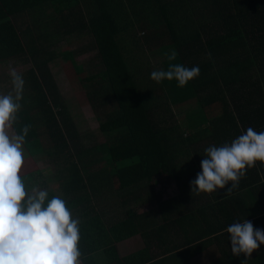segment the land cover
I'll use <instances>...</instances> for the list:
<instances>
[{"label": "trees", "instance_id": "1", "mask_svg": "<svg viewBox=\"0 0 264 264\" xmlns=\"http://www.w3.org/2000/svg\"><path fill=\"white\" fill-rule=\"evenodd\" d=\"M45 8L52 24L16 22L36 9L47 18ZM54 24L61 37L90 35L100 69L69 68L61 57L75 61L72 50L57 55L40 43ZM173 50L170 62L164 53ZM56 59L94 109L103 144L83 143L50 68ZM20 62L32 64L12 68H24L30 91L6 131L31 126L19 174L27 191L61 197L80 220V264L245 260L232 254L226 228L247 219L264 229V163L247 168L228 194L231 182L199 195L190 182L206 147L231 143L249 127L264 132V0H0V64ZM158 63L199 66L200 74L182 88L175 80L158 84L150 78ZM42 160L57 169L60 193ZM171 184L178 193L165 198ZM137 236L145 247L123 258L118 244ZM247 264H264V245Z\"/></svg>", "mask_w": 264, "mask_h": 264}, {"label": "clouds", "instance_id": "2", "mask_svg": "<svg viewBox=\"0 0 264 264\" xmlns=\"http://www.w3.org/2000/svg\"><path fill=\"white\" fill-rule=\"evenodd\" d=\"M164 55L170 62L177 57L175 50ZM199 74V66L169 63L150 78L158 84L175 80L182 88ZM11 77L12 91L0 95V264H80V220L73 218L61 197L49 200L48 192L38 187L27 191L19 174L24 164L22 146L31 126L24 125L18 135L6 131L17 120L24 88L22 75L13 70ZM257 161L264 163V132L249 127L231 143L204 149L202 171L190 182L191 192L212 193L231 182L226 194L231 193ZM226 232L232 254L245 255L241 264H247L253 251L264 245V229H254L247 219L230 224Z\"/></svg>", "mask_w": 264, "mask_h": 264}, {"label": "rangeland", "instance_id": "3", "mask_svg": "<svg viewBox=\"0 0 264 264\" xmlns=\"http://www.w3.org/2000/svg\"><path fill=\"white\" fill-rule=\"evenodd\" d=\"M38 9L29 11L20 17L17 18V23L21 25L24 21L30 23L33 22V19L37 16V18L44 17L47 21L44 24H52V19L49 18L50 10L45 8L47 13V18L45 17L44 12L38 14ZM49 21V22H48ZM57 25H51L47 30L44 31L45 37L48 39L45 41L40 38V43H43L48 49L55 50L57 55L64 54L68 52V50H72L73 53L76 54V60L71 57L70 54L64 55L61 57L62 61L66 62V65H69V68H74L76 63L83 65L86 69V72H94L99 68V57L97 56V49L92 47L91 45V36L84 34L83 36H78L77 34L71 35L67 38L64 36H58V32H56ZM38 34H43V30L38 31ZM37 36V35H35ZM59 37V38H58ZM158 58V56H156ZM76 62V63H75ZM20 66H25L26 70H29L32 67V64H24L20 62L19 64L11 63L0 64V95H7L12 91V77L11 72L12 68H19ZM155 67L158 69H164L163 63L155 64ZM50 68L54 75V78L59 86V90L63 97L64 102L67 104L71 115L77 125V129L81 134L83 143L86 146H94L96 144H103L106 142V137L102 134L100 130L99 120L96 116V113L92 106L84 101L85 99L81 96H78V84L71 83L69 77L66 75V71L64 70L61 61L59 59L53 60L50 62ZM24 70L17 69L14 70L16 73H21ZM30 91V90H28ZM27 90H23V94L28 92ZM33 99H31L32 101ZM184 112H177V116L181 118ZM39 166L43 169L45 174L47 175L49 181L54 185L56 192H59V183L54 178V175L57 173V169L53 164L47 161H40ZM160 189V187H159ZM178 193V190L175 185L171 184L168 187V190L165 193V198L173 197ZM110 208L111 204L108 206ZM112 207V206H111ZM145 247L144 239L141 236H137L130 240V246L126 251L128 253L136 252L137 249H141ZM204 257L195 258L193 263L195 264H208L211 260ZM197 259V260H196Z\"/></svg>", "mask_w": 264, "mask_h": 264}, {"label": "crops", "instance_id": "4", "mask_svg": "<svg viewBox=\"0 0 264 264\" xmlns=\"http://www.w3.org/2000/svg\"><path fill=\"white\" fill-rule=\"evenodd\" d=\"M39 14V13H38ZM21 16V15H20ZM20 16H18V17H20ZM17 17V18H18ZM17 18H16V22H17ZM34 19H36L37 21H39L40 23L41 22H43L44 21V17H41V14H40V18H37V16L34 18ZM26 22V21H25ZM23 24V23H22ZM21 24V25H22ZM21 25H19V26H21ZM133 239V238H132ZM131 240V239H130ZM130 240H127V241H124V242H122V243H120V244H118V248H119V253H120V255L124 258V257H127V256H130V255H132V254H134V253H137L138 251H140L142 248H144V247H142L141 249H137L136 250V252H133V253H128V252H126V251H131V250H127L128 248H129V246H130Z\"/></svg>", "mask_w": 264, "mask_h": 264}]
</instances>
